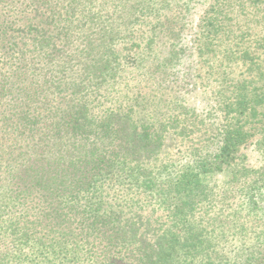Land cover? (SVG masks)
<instances>
[{
    "label": "trees",
    "instance_id": "1",
    "mask_svg": "<svg viewBox=\"0 0 264 264\" xmlns=\"http://www.w3.org/2000/svg\"><path fill=\"white\" fill-rule=\"evenodd\" d=\"M184 5L0 0V264H264L262 241L232 251L217 241L200 182L234 165L244 128L262 115L264 39L254 51L227 50L245 71L219 86L203 117L189 109L138 120L108 91ZM248 7L264 28V0ZM219 19L207 18L204 49L230 37ZM172 46L170 65L180 59ZM171 129L194 159L164 175L158 156Z\"/></svg>",
    "mask_w": 264,
    "mask_h": 264
},
{
    "label": "rangeland",
    "instance_id": "2",
    "mask_svg": "<svg viewBox=\"0 0 264 264\" xmlns=\"http://www.w3.org/2000/svg\"><path fill=\"white\" fill-rule=\"evenodd\" d=\"M250 1L184 0L187 5L181 11L173 9L170 22L163 28H157L153 53L134 66L122 67L120 84L112 83L108 87L111 97L117 99L123 108L133 106L138 120L144 116L147 120L153 118L151 116L166 119L170 113L189 109L203 117L207 111L214 110L219 86L238 79L245 71L240 64L227 58V50L239 52L241 48L254 51L264 39V28L259 26L248 7ZM218 3L225 5L216 6ZM219 11L222 14L217 13ZM214 14L219 15L221 22L217 29L229 23L231 33L230 37L211 42L210 50H207L202 47L207 37L203 29L208 25L207 18ZM143 36L151 34L148 31ZM174 45L180 59L170 65L164 59ZM116 49L119 53L125 52L121 45ZM165 98H168L166 102ZM260 112L259 121L244 128L250 136L239 147L234 165L200 177L207 192L204 204L210 212L206 226L222 235L217 241L228 243L227 251H232L240 243H264V109ZM186 148L173 129L165 134L158 156L167 167L164 175H173L193 162L194 158ZM244 170L248 171L246 178L242 177ZM250 209L251 213L246 215ZM143 215L150 218L148 210ZM157 216L159 213H155L153 218ZM234 217L239 218L234 220ZM225 256L232 259L229 252H225Z\"/></svg>",
    "mask_w": 264,
    "mask_h": 264
}]
</instances>
